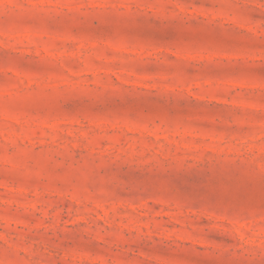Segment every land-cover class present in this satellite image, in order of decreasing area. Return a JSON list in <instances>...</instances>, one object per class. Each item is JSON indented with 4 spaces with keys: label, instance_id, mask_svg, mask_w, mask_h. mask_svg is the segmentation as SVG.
<instances>
[{
    "label": "rangeland",
    "instance_id": "374dc122",
    "mask_svg": "<svg viewBox=\"0 0 264 264\" xmlns=\"http://www.w3.org/2000/svg\"><path fill=\"white\" fill-rule=\"evenodd\" d=\"M0 264H264V0H0Z\"/></svg>",
    "mask_w": 264,
    "mask_h": 264
}]
</instances>
